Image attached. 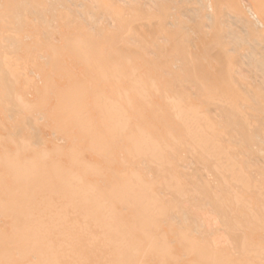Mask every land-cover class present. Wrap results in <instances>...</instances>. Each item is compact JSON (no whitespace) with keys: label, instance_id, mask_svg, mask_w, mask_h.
Wrapping results in <instances>:
<instances>
[{"label":"bare ground","instance_id":"bare-ground-1","mask_svg":"<svg viewBox=\"0 0 264 264\" xmlns=\"http://www.w3.org/2000/svg\"><path fill=\"white\" fill-rule=\"evenodd\" d=\"M0 264H264V0H0Z\"/></svg>","mask_w":264,"mask_h":264}]
</instances>
